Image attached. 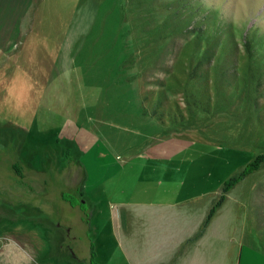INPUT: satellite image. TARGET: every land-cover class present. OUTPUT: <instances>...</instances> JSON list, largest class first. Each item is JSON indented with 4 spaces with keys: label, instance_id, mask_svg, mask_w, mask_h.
<instances>
[{
    "label": "rangeland",
    "instance_id": "obj_1",
    "mask_svg": "<svg viewBox=\"0 0 264 264\" xmlns=\"http://www.w3.org/2000/svg\"><path fill=\"white\" fill-rule=\"evenodd\" d=\"M0 5L18 35L0 70V264H128L123 204L199 196L210 211L264 154V0ZM219 212L234 264H264V162Z\"/></svg>",
    "mask_w": 264,
    "mask_h": 264
},
{
    "label": "crops",
    "instance_id": "obj_2",
    "mask_svg": "<svg viewBox=\"0 0 264 264\" xmlns=\"http://www.w3.org/2000/svg\"><path fill=\"white\" fill-rule=\"evenodd\" d=\"M2 18H10L8 6L0 5V20ZM17 36L0 28V70L8 68L11 47ZM24 177L19 181L28 179L40 187L41 196L47 194L37 177ZM44 177L40 182H48V175ZM75 180L77 186L72 187V192L81 196L80 187L86 177L72 175L68 178L72 184ZM60 195L64 204L77 207L68 198L70 191L62 187ZM46 200L43 202L42 198L41 202L47 206ZM122 206L123 216L115 230L128 264H234L237 243L232 229L225 228L231 223L227 217L219 212L204 232L201 231L209 211L207 200L191 196L169 203L137 201Z\"/></svg>",
    "mask_w": 264,
    "mask_h": 264
},
{
    "label": "trees",
    "instance_id": "obj_3",
    "mask_svg": "<svg viewBox=\"0 0 264 264\" xmlns=\"http://www.w3.org/2000/svg\"><path fill=\"white\" fill-rule=\"evenodd\" d=\"M214 17V16H212ZM219 40V42H218ZM220 38L217 39L216 44L219 45L220 43ZM264 162V154L258 155L256 158H254L249 164L248 166H246V168L242 171V173L240 174V176L238 178H233L230 181L226 182L224 187H223V194L219 197V199L217 200V202L212 206L211 210L209 211L208 215L206 216V219L204 220L202 227H201V231L203 232L205 230V228L208 226V224L210 223L212 217L214 216V214L216 213V210L220 207L221 203L224 201V193L228 192L235 184H237L241 178L245 177L246 175L250 174L253 171H256L257 169L260 168L261 163Z\"/></svg>",
    "mask_w": 264,
    "mask_h": 264
}]
</instances>
